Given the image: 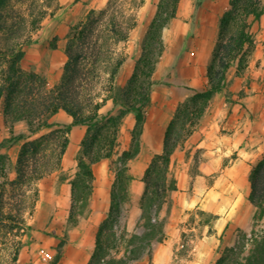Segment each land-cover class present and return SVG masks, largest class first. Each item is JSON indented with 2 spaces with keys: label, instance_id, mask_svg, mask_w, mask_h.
Returning <instances> with one entry per match:
<instances>
[{
  "label": "crops",
  "instance_id": "crops-1",
  "mask_svg": "<svg viewBox=\"0 0 264 264\" xmlns=\"http://www.w3.org/2000/svg\"><path fill=\"white\" fill-rule=\"evenodd\" d=\"M159 1L145 0L144 12L134 28L135 34L127 41L131 44L130 50L115 76V83L119 86H125L134 72L140 53L139 44L152 19L151 16L146 18L145 12L151 2L157 6ZM105 3L106 0H101L99 7ZM227 3L228 0H203L196 6L193 0L179 2L177 16L171 21V29L174 30L175 37L188 35L187 44L190 47L182 56L174 54L177 65L170 76H165L170 57L160 60L154 73L155 84L146 109L139 150L126 164L131 180L128 182V194L122 202L119 217L120 235L126 238L135 234L142 235L147 231L143 226L145 218L142 198L146 188L143 179L153 157L163 150L165 134L179 103L192 94L188 87L203 89L208 84L207 67L217 41L219 26L213 25V32L207 36L205 31L191 33L192 24H200L206 28L209 25L200 18L201 14L221 15ZM194 14L195 20L192 19ZM169 26L170 24L166 29ZM68 31L66 24L57 27L55 35L58 39L49 61V73L54 72L57 67L61 68L59 81L68 58ZM252 32L256 51L249 63L250 81L248 73L236 74V64L230 67L226 88L214 95L207 114L197 129L171 156L170 175L175 180L176 188L171 190L157 216L153 217L154 222L163 223L162 233H157L150 245L143 247L139 257L128 259L126 264H216L222 239L230 237L237 227L246 225L251 219L253 205L248 199V179L253 167L264 158V13L259 21L253 23ZM184 44L182 40V45ZM57 56L60 61L56 59ZM230 92H242L243 95H235L240 98L234 101L230 98ZM118 108L112 99H107L99 112L116 113ZM73 121L72 115L59 109L48 118L51 127L31 133L25 120L10 124L5 121L3 113L0 116V144L9 137L14 140L9 143L7 157L10 168L14 169L24 143L38 139L51 130L69 127L68 144L59 168L39 179L41 185L47 182L41 203H45L44 200L47 199L51 211L49 215H42V219L52 215L61 219L69 214L73 203L72 188L78 172L77 155L87 134V124H75ZM136 123L133 112L124 116L115 158L122 150L131 147L132 131ZM50 142L52 145L54 140L51 139ZM4 152L3 147L0 148V153ZM92 171L93 192L88 201L91 203V218L101 223L110 209L116 171L111 168L110 159L96 162ZM194 207L207 212V219L198 214L194 218L190 217L191 214H184ZM178 210L181 211L179 216L176 215ZM137 224L141 227L134 232L133 228ZM97 230L98 226L95 231L87 233L88 240H79L75 248L67 247L60 264H89L95 249ZM132 247L133 245H126L112 256L123 258Z\"/></svg>",
  "mask_w": 264,
  "mask_h": 264
},
{
  "label": "trees",
  "instance_id": "trees-1",
  "mask_svg": "<svg viewBox=\"0 0 264 264\" xmlns=\"http://www.w3.org/2000/svg\"><path fill=\"white\" fill-rule=\"evenodd\" d=\"M10 0H0V34L7 28L6 15ZM180 0H160L156 6L146 32L139 44V57L135 69L125 86L115 83V76L126 56L117 59L109 73L110 87L102 101L84 102L82 99L83 78L86 74V54L81 49L86 39L96 30L98 18L91 10L85 22L70 27L67 41V61L60 81L51 88L35 72H25L22 60L26 51L21 44H0V60L4 67L0 69V107L7 123L13 124L25 120L31 133L49 128L48 118L59 109L73 116L75 124H87V134L82 141L77 155L78 172L73 183V203L70 212L76 206L88 201L93 192L92 166L102 159H110L111 168L116 171V179L111 189V205L107 217L100 223L96 233L95 249L89 264H126L128 259L137 258L145 246H149L153 237L161 232V223L153 221L170 190L176 188L175 180L170 179V161L175 149L197 129L200 121L207 114L214 95L223 91L227 84V74L236 64V74L242 75L247 65V58L255 47L252 25L260 20L264 13L263 0H229V7L221 16L218 37L211 60L207 67L208 84L203 89L188 87L192 94L179 103L171 120L163 142V150L156 154L144 175L146 185L142 198L143 226L147 229L142 235H133L127 245H133L123 258L111 256L110 248L117 247V242L124 235L118 234L121 205L128 194L127 162L133 159L139 150V139L146 118V109L150 104L152 87L155 84L154 73L165 50L164 30L176 18ZM58 37L51 39V47H56ZM107 99H112L119 106L116 113L102 114L99 109ZM133 112L136 126L132 131V144L122 150L117 157L120 125L124 116ZM69 127L54 129L38 139L27 141L21 146L15 167L17 178L24 179L31 160L37 158L51 139L54 140L52 155L56 158L46 169L35 167L32 176L38 179L58 169L67 144ZM6 142L0 144V148ZM6 155L0 153V173L5 172ZM249 201L255 206L254 220L264 218V158L252 169L249 177ZM1 207V206H0ZM252 247L249 254L241 255L243 241L233 247H225L216 264H264V234L251 235ZM22 249L18 245L13 254L16 263Z\"/></svg>",
  "mask_w": 264,
  "mask_h": 264
},
{
  "label": "rangeland",
  "instance_id": "rangeland-1",
  "mask_svg": "<svg viewBox=\"0 0 264 264\" xmlns=\"http://www.w3.org/2000/svg\"><path fill=\"white\" fill-rule=\"evenodd\" d=\"M100 1L10 0L5 17L7 28L1 31L0 44L2 47L21 44L26 51L22 60L24 71L37 73L46 82L48 88L54 87L59 82L61 68L57 67L54 72L49 73V61L53 54L51 39L55 36V31L60 24H66L70 30L71 26L85 22L88 13L93 9L94 17L98 18L96 30L86 39L81 48L86 54V74L83 78L82 99L84 102L101 101L109 91V73L112 65L130 50L131 44L127 41L135 34L134 28L144 12L145 0H106V3L99 7ZM202 1L193 0V4L197 6ZM228 7L229 0L224 11ZM155 10V3L151 2L145 12L146 18L153 17ZM222 14H201L200 18L205 20L209 26L203 28L200 24L197 26L192 24L191 33L205 31L207 36L210 35L213 32V25L218 24L219 26ZM192 19L195 20V14ZM185 28L184 26L183 29ZM188 37V35L175 37L174 30L171 29V22L168 29L165 30L166 50L161 60L170 57V64L165 72L166 77L171 75L177 65V59L173 58L174 54L182 56L185 50H189ZM182 40L185 42L184 45H182ZM255 51L256 47L247 58V65L243 73L249 74L248 81L251 77L249 63L255 55ZM56 59L60 61L58 56ZM2 67H4V61L0 60V69ZM237 94L243 95L242 92H230V98L234 101L239 100L240 97H235ZM2 113L1 106L0 116ZM11 142H14L13 137L7 138L3 146L6 155L5 172L0 173V264H60L67 247L75 248L79 240H88L87 233L95 231L97 226L99 228L100 221L91 218V203L89 201L76 206L74 212H69L61 219L54 218L52 214L49 218L42 219V215H49L51 212L47 199L44 200L45 203H41L47 182L41 185V180L36 178L37 176H32V169L35 167L46 169L50 163H54L56 158L52 155L53 144L47 145L41 151L37 157L39 160L36 161V165L35 160L30 161L26 176L19 181L16 170L10 168L7 159ZM46 176V174L43 175V178ZM169 178L174 179L171 175ZM170 192L171 190L167 193L163 204ZM177 207L179 206L177 205ZM255 211L256 208L253 205L252 217L248 223L237 227L230 237L222 239L219 246V257L223 248L233 247L235 244L242 243L243 240L241 255L249 254L253 245L250 240L251 235L259 237L264 234V218L255 221ZM180 214L181 211L178 210L176 215ZM184 214H191L190 217L193 218L196 217V214L205 219L208 217L207 212L195 207ZM140 227V224L135 225L133 231L136 232ZM161 229L160 233L163 231V223H161ZM120 231L121 224L119 222V235ZM128 239L125 237L117 242V247L110 248L111 256L116 251L124 249ZM19 244L22 245V249L17 262L13 263V254ZM47 253L50 254V257L46 255Z\"/></svg>",
  "mask_w": 264,
  "mask_h": 264
},
{
  "label": "built area",
  "instance_id": "built-area-1",
  "mask_svg": "<svg viewBox=\"0 0 264 264\" xmlns=\"http://www.w3.org/2000/svg\"><path fill=\"white\" fill-rule=\"evenodd\" d=\"M46 255H47L48 257H50V254H48V253H47Z\"/></svg>",
  "mask_w": 264,
  "mask_h": 264
}]
</instances>
